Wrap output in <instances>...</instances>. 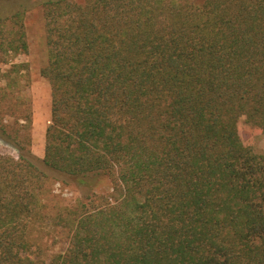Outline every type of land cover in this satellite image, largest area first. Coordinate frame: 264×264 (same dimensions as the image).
I'll use <instances>...</instances> for the list:
<instances>
[{"label": "trees", "instance_id": "16d2710c", "mask_svg": "<svg viewBox=\"0 0 264 264\" xmlns=\"http://www.w3.org/2000/svg\"><path fill=\"white\" fill-rule=\"evenodd\" d=\"M26 7L0 0V51L29 49ZM45 153L0 138V264H264V0H45ZM15 65V64H14ZM26 121H31L28 115ZM48 170L112 180L59 216L44 257ZM48 218V216L46 215Z\"/></svg>", "mask_w": 264, "mask_h": 264}, {"label": "rangeland", "instance_id": "374dc122", "mask_svg": "<svg viewBox=\"0 0 264 264\" xmlns=\"http://www.w3.org/2000/svg\"><path fill=\"white\" fill-rule=\"evenodd\" d=\"M44 1L14 0L26 7L24 22L29 49L13 57H5L0 51V123L10 133L15 128L20 129L21 134L29 133L32 152L40 160L44 157L46 128L51 119V87L41 74L48 59L42 12ZM27 115L31 121L25 120ZM240 133L245 143L264 152V130L253 128L242 120ZM0 153L16 156L17 150L0 138ZM48 172L52 177L44 193V219L33 232L34 240L43 247V256L47 258L68 246L69 235L58 215L64 216L82 200L88 201L86 197L90 194L109 196L113 192L112 180L105 174H90L85 184L68 174Z\"/></svg>", "mask_w": 264, "mask_h": 264}]
</instances>
